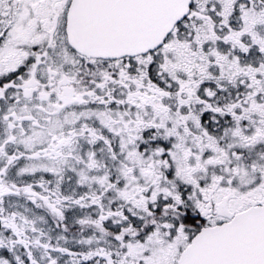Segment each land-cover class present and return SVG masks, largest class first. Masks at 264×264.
I'll list each match as a JSON object with an SVG mask.
<instances>
[{
    "label": "snow or ice",
    "instance_id": "6c2138e0",
    "mask_svg": "<svg viewBox=\"0 0 264 264\" xmlns=\"http://www.w3.org/2000/svg\"><path fill=\"white\" fill-rule=\"evenodd\" d=\"M0 264H264V0H0Z\"/></svg>",
    "mask_w": 264,
    "mask_h": 264
}]
</instances>
